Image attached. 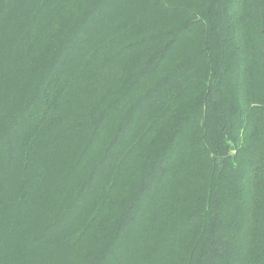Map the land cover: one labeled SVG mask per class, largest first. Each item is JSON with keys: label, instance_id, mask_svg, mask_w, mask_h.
<instances>
[{"label": "trees", "instance_id": "1", "mask_svg": "<svg viewBox=\"0 0 264 264\" xmlns=\"http://www.w3.org/2000/svg\"><path fill=\"white\" fill-rule=\"evenodd\" d=\"M0 264H264V0H0Z\"/></svg>", "mask_w": 264, "mask_h": 264}]
</instances>
